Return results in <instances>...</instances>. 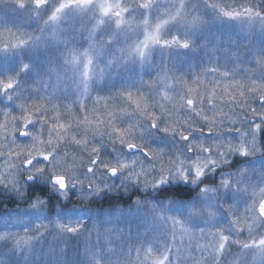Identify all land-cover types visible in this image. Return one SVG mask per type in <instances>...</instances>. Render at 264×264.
Segmentation results:
<instances>
[{
    "label": "clouds",
    "instance_id": "obj_1",
    "mask_svg": "<svg viewBox=\"0 0 264 264\" xmlns=\"http://www.w3.org/2000/svg\"><path fill=\"white\" fill-rule=\"evenodd\" d=\"M0 264H264V0H0Z\"/></svg>",
    "mask_w": 264,
    "mask_h": 264
}]
</instances>
